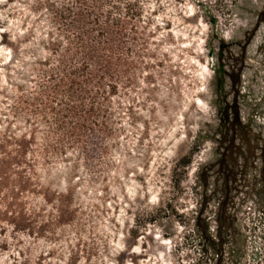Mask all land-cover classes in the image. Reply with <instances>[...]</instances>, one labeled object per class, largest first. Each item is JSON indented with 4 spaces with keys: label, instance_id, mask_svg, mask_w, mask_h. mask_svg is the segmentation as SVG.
I'll list each match as a JSON object with an SVG mask.
<instances>
[{
    "label": "rangeland",
    "instance_id": "obj_1",
    "mask_svg": "<svg viewBox=\"0 0 264 264\" xmlns=\"http://www.w3.org/2000/svg\"><path fill=\"white\" fill-rule=\"evenodd\" d=\"M0 264H264V0H2Z\"/></svg>",
    "mask_w": 264,
    "mask_h": 264
},
{
    "label": "snow or ice",
    "instance_id": "obj_2",
    "mask_svg": "<svg viewBox=\"0 0 264 264\" xmlns=\"http://www.w3.org/2000/svg\"><path fill=\"white\" fill-rule=\"evenodd\" d=\"M0 2H2V0H0Z\"/></svg>",
    "mask_w": 264,
    "mask_h": 264
}]
</instances>
